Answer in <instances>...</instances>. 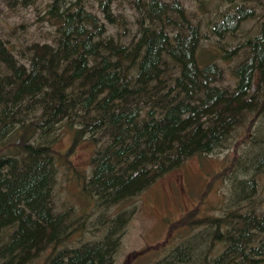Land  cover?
I'll use <instances>...</instances> for the list:
<instances>
[{
    "label": "trees",
    "instance_id": "obj_1",
    "mask_svg": "<svg viewBox=\"0 0 264 264\" xmlns=\"http://www.w3.org/2000/svg\"><path fill=\"white\" fill-rule=\"evenodd\" d=\"M197 1L202 9L208 2ZM240 1L209 21L212 33L233 36L256 15L250 0ZM44 20L54 36L26 45V62L0 38V264H113L129 214L119 209L109 216L111 207L264 117V21L255 34L216 53L204 49L202 21L184 0H50ZM238 56L230 65L234 85H220L221 61ZM62 125L73 133L65 154L86 135L94 144L81 192L99 210L91 225L100 234L77 237L73 245L67 243L88 230L90 214L55 203L61 157L53 144ZM255 140L252 175L232 184V205L205 218L204 234L180 240L162 262L264 264V196L257 182L264 139ZM200 234L203 250L194 245Z\"/></svg>",
    "mask_w": 264,
    "mask_h": 264
},
{
    "label": "rangeland",
    "instance_id": "obj_2",
    "mask_svg": "<svg viewBox=\"0 0 264 264\" xmlns=\"http://www.w3.org/2000/svg\"><path fill=\"white\" fill-rule=\"evenodd\" d=\"M32 1L28 3V0L25 2L21 0L14 7L0 1V38L21 62H26L25 56H22L26 45L33 42H51L55 33V28L44 20L45 6L50 0ZM207 1L206 7L202 9L197 0H184L188 11H193L202 21V30L207 35L202 40L204 49L220 53L221 45L233 47L255 34L264 21V0H250L248 5L255 7L256 15L244 21L235 35L221 38L209 30L211 24L209 21L217 20V13L233 8L232 4L241 1L235 0L234 3L223 0ZM125 9L128 18L133 20L134 12L127 6ZM92 10L97 12L95 7ZM116 28L110 25L109 33H114ZM133 32L134 30L132 34ZM239 55L242 57L241 52ZM241 57L221 61L224 77L219 82L220 85L231 87L234 85L230 65ZM258 118L260 119L254 121L252 127L247 123L239 126L224 147L185 159L179 167L159 177L135 197L108 210L109 216H113L119 209L129 214L113 264H125L128 259H130L128 264H166L162 262V258L171 246L196 233L204 234L205 218L219 216L223 214L225 208L232 205V201L229 203L232 184L249 178L250 173L252 175L248 165L256 159L259 146L252 144L251 139H264V117ZM56 134L57 140L53 145L61 159L58 162L55 203L60 209L72 205L76 213L84 208L90 214L89 220L88 218L86 220L88 230H85L83 235L76 231L71 241L67 243L73 245L77 242V237L92 238L100 234V231L94 230L91 225L96 223L94 219L99 210L94 207L93 199L87 197V200L86 195L81 192L82 178L87 177L91 169L94 144L86 135L83 140L77 141L68 154H65L73 145L72 130H66L62 125ZM242 164L246 165L244 170L241 168ZM257 182L258 191L264 196V172L257 174ZM183 219L187 221L186 224L176 226ZM191 221L193 225L189 223ZM172 225L175 227L171 231ZM98 228L101 232L104 230L102 225ZM204 237L202 238L200 234L194 242L199 250H203L206 243ZM155 245L160 247L155 249ZM218 250L217 245L211 254L217 253ZM133 254L135 256L131 257Z\"/></svg>",
    "mask_w": 264,
    "mask_h": 264
}]
</instances>
